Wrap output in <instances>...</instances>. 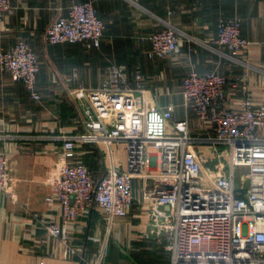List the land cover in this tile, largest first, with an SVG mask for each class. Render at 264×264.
Returning <instances> with one entry per match:
<instances>
[{"label": "built area", "instance_id": "2783aa9c", "mask_svg": "<svg viewBox=\"0 0 264 264\" xmlns=\"http://www.w3.org/2000/svg\"><path fill=\"white\" fill-rule=\"evenodd\" d=\"M9 6L10 0H0V22ZM104 26L93 2L85 0L59 11L45 26L43 37L48 43L81 41L96 47ZM149 39L146 54L161 57L177 48L178 29L165 21ZM213 41L232 58L250 43L233 18L218 19ZM38 68L37 54L25 40L0 48V69L20 80L35 99L41 98L36 89ZM143 80L140 68L130 76L123 63L111 62L98 86L69 90L82 129L50 135L59 144L45 177L50 188L45 200L60 202L64 223L47 222V231L59 239L65 256L79 255L65 222L96 205L106 218L107 238L113 220L125 217L137 202L152 220L146 235L154 232L153 226L167 233L169 264H264V133L260 132L264 103L254 102L242 88L238 106H228L226 74L216 68L202 73L190 69L182 79L185 114L175 118L171 104L159 106L149 100ZM82 102L86 108L80 112ZM190 111L212 131L192 133ZM85 142L101 147L105 169L97 178L76 159ZM115 143L123 145V155H115ZM219 145H225L229 165L221 161L220 151L208 147ZM202 148L209 149L216 175L204 167L198 152ZM237 165L250 170L248 188L235 185ZM134 178L141 180L139 194L134 192ZM0 193L11 202L19 200L16 179L1 151ZM105 241L93 264H100Z\"/></svg>", "mask_w": 264, "mask_h": 264}, {"label": "crops", "instance_id": "0c3cea01", "mask_svg": "<svg viewBox=\"0 0 264 264\" xmlns=\"http://www.w3.org/2000/svg\"><path fill=\"white\" fill-rule=\"evenodd\" d=\"M82 1L10 0L0 22V48L23 39L37 54L36 89L41 94L40 99L33 98L20 80L0 69V151L16 179L19 198L11 202L0 193V264H93L105 239L104 264H138L125 252L130 240L147 232V208L137 202L125 217L113 220L107 238L106 218L96 205L65 222L79 255L65 256L59 239L44 225L64 223L60 202L45 200L50 192L45 177L59 144L50 135L77 131L72 127L75 114L79 117L68 92L79 86H98L109 63H123L130 76L140 68L149 100L159 106L171 104L175 118L185 114L182 79L190 69L202 73L216 68L226 74L228 106H238L242 88L254 102L264 103V0H91L105 24L99 46L88 48L81 41L46 42L47 23L70 4ZM219 18L238 20L241 34L250 40L235 58L213 41ZM165 21L177 27L178 46L161 57H149V35ZM63 95L73 108L67 113L60 111ZM189 128L194 134L212 131L192 111ZM99 149L97 165L91 163L95 155L84 144L76 156L95 174L105 169ZM113 149L115 155L124 154L120 143L113 144ZM202 149L198 152L207 168L211 153ZM134 192L139 194V184Z\"/></svg>", "mask_w": 264, "mask_h": 264}, {"label": "rangeland", "instance_id": "374dc122", "mask_svg": "<svg viewBox=\"0 0 264 264\" xmlns=\"http://www.w3.org/2000/svg\"><path fill=\"white\" fill-rule=\"evenodd\" d=\"M71 91V90H70ZM69 91V92H70ZM68 92L72 103L75 107L76 112L78 113V117L75 114V126L72 127L73 129L79 131L82 128L81 125V119L79 116V112L77 110V106H76V100L73 98V95H70V93ZM74 92V91H73ZM72 96V97H71ZM64 97V95H63ZM73 98V99H72ZM68 104V105H66ZM72 106L68 100V98L65 96L63 99V103L61 104L60 107V111L62 109V113H67V111H71ZM80 108V109H79ZM85 104L84 102H82V104H78V109L80 110V112L85 111ZM73 113H75L73 111ZM210 148L211 151H220L221 154V161L225 164V165H229V158L228 155L225 154V145H219L216 146L215 148H213L212 146H208ZM151 148V147H149ZM93 149V148H91ZM92 154L95 155L93 158H91V163L94 165L98 164V160H99V155L92 150ZM217 160L216 158H214V163H216ZM89 163V162H88ZM209 169L211 170L212 174L214 175L216 173V171L213 169V166L211 164V162L208 164ZM100 175V172L98 174H95V177L97 178ZM216 175V174H215ZM234 177H235V185L236 187L239 186H243L245 188H248V184H249V177H250V170L247 166L245 165H237L234 168ZM141 180L139 178H134L133 179V186H140ZM147 221L150 223L151 218L149 216H147ZM161 220H164V218H161ZM146 226L147 231L151 228V225ZM154 232H148V235H146V233H143L142 236H138L139 239H134V240H130V244H128L125 249L126 254L129 257H132L138 264H168V258H169V250L167 249V244H168V235L166 232L160 231L157 232L156 231V227H152ZM129 242V241H128ZM107 247H105L104 251L102 252V256H101V261L100 264H104V259H105V253L106 252ZM128 256H123V254L121 255V257H128Z\"/></svg>", "mask_w": 264, "mask_h": 264}, {"label": "trees", "instance_id": "16d2710c", "mask_svg": "<svg viewBox=\"0 0 264 264\" xmlns=\"http://www.w3.org/2000/svg\"><path fill=\"white\" fill-rule=\"evenodd\" d=\"M80 128H82V125H81V127ZM84 144V146H88V148L89 149H91V148H93V149H91V150H93V151H95L98 155L100 154L99 153V146L97 145V144H95V143H93V142H85V143H83ZM91 167H92V165H90ZM91 169V168H90ZM169 259V258H168ZM168 264H169V260H168Z\"/></svg>", "mask_w": 264, "mask_h": 264}, {"label": "water", "instance_id": "95a60500", "mask_svg": "<svg viewBox=\"0 0 264 264\" xmlns=\"http://www.w3.org/2000/svg\"><path fill=\"white\" fill-rule=\"evenodd\" d=\"M166 207H168V206L166 205Z\"/></svg>", "mask_w": 264, "mask_h": 264}]
</instances>
